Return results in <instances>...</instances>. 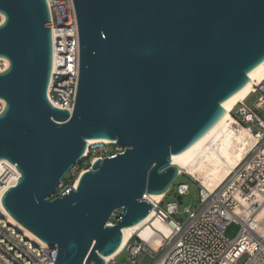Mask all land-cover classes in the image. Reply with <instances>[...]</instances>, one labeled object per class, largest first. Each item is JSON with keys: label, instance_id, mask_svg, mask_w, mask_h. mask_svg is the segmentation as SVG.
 <instances>
[{"label": "water", "instance_id": "1", "mask_svg": "<svg viewBox=\"0 0 264 264\" xmlns=\"http://www.w3.org/2000/svg\"><path fill=\"white\" fill-rule=\"evenodd\" d=\"M80 70L74 111L48 96L53 33L47 0H0V161L21 173L6 211L55 264H106L123 230L179 176L172 156L225 115L264 62V0H74ZM90 139L124 152L98 158L53 197ZM182 203V196H178ZM118 212V213H117ZM116 222H111L112 216Z\"/></svg>", "mask_w": 264, "mask_h": 264}, {"label": "built area", "instance_id": "2", "mask_svg": "<svg viewBox=\"0 0 264 264\" xmlns=\"http://www.w3.org/2000/svg\"><path fill=\"white\" fill-rule=\"evenodd\" d=\"M47 1L53 33V67L48 96L54 106L72 113L80 70V38L75 4L74 0ZM4 20L5 16L0 13V25ZM256 93L258 96L253 109L246 101ZM4 107L5 101L0 99V113ZM232 114L239 124L254 134L255 144L214 191L210 192L201 185V207L197 210L185 207L188 215L185 223L171 217L178 211L177 202H169L166 210L161 209L160 204L169 191L163 194L160 201L152 202L156 212L154 218L164 221L170 233L166 235L155 228L152 220L147 223L158 232L157 236L162 237L163 242L155 248L156 236L143 239L136 233L122 251L127 252L130 264H139L145 254L153 258L152 264H264V235L259 233L254 222L264 203V79L255 84L251 94L237 104ZM110 146L114 147L113 150H110ZM125 149L115 141L102 146L90 145L84 158L101 150L104 155L99 158H105ZM180 174L185 173L180 171ZM20 176L14 164L6 159L0 161L1 203L3 193L12 182L16 184ZM177 192L183 198L189 193V185L179 184ZM258 193L261 200L257 197ZM114 216L111 222H116ZM232 222L239 223L241 228L239 234L230 239L226 230ZM133 238L136 240L132 241ZM121 253L106 261V264H117V257ZM57 254V245L50 246L29 236L23 226L12 222L0 208V264H55Z\"/></svg>", "mask_w": 264, "mask_h": 264}, {"label": "bare ground", "instance_id": "3", "mask_svg": "<svg viewBox=\"0 0 264 264\" xmlns=\"http://www.w3.org/2000/svg\"><path fill=\"white\" fill-rule=\"evenodd\" d=\"M0 63V71L5 70L9 66V60L4 57H0ZM249 76L250 80L247 85L224 102L226 113L222 119L188 149L172 156L173 164L178 166L180 171L192 176L210 192L214 191L224 181L228 173L243 160L249 149L256 142L254 134L247 131L232 115V111L237 104L246 100L248 95L251 94L255 84H258L264 79V62L256 67ZM112 142L114 141L108 139H90L88 141L86 154L90 145L102 146ZM98 158L99 157L93 159V162ZM78 180L79 177L74 181V185L78 183ZM11 184H13V182ZM163 196V194H151L147 195V199L151 202H156L160 201ZM257 197L261 200V195L259 193ZM0 208L7 213L12 222L19 224L6 211L1 202ZM155 214V210L152 209L150 214L143 221L124 228L123 242L120 249L114 254L106 256L105 260L109 261L121 253L136 233L143 239L149 236H156L155 248L161 245L163 238L157 236L158 232L147 223L152 220L153 226L163 231L166 235H169L170 229L160 218H154ZM254 222L257 224L259 233L264 235V203L254 217ZM24 229L29 236L40 239L26 228Z\"/></svg>", "mask_w": 264, "mask_h": 264}, {"label": "rangeland", "instance_id": "4", "mask_svg": "<svg viewBox=\"0 0 264 264\" xmlns=\"http://www.w3.org/2000/svg\"><path fill=\"white\" fill-rule=\"evenodd\" d=\"M257 96H258V93L253 94L246 101V103L253 109H255L254 102L256 101ZM257 112L262 114V111H260V110H257ZM113 148H114L113 146H110V150H113ZM103 152L104 151L101 150V151L89 154L86 158L82 159L76 165V167L65 177V179L61 183V186L54 193L53 197L58 196L60 194V192L69 184H74V181L81 175V173L84 172L86 169L91 167V162H93V159L104 155ZM181 183H185V184L189 185V193L183 195L182 203H179V201H178L179 194L177 192V186ZM200 187H201V184L197 180H195L194 178L189 177L188 174L187 175L180 174L178 176V178L176 179V181L174 182L171 189L169 190V192L167 193L166 197L164 198V200L160 204L161 209L166 210L167 204L169 202H177L178 203V211L176 214L171 215V217L173 219H175L176 221H180L182 223H185L187 221L188 215L185 212L184 208L189 206L192 210H197L201 207V203L199 200V189H200ZM240 228H241V226L239 223L232 222L226 230L227 237H229L230 239L235 238L239 234ZM135 240L136 239L133 238L132 241H135ZM152 263H153V258H151L148 254H145L142 256L139 264H152ZM117 264H130V262L127 259V252L126 251L122 252L117 257Z\"/></svg>", "mask_w": 264, "mask_h": 264}]
</instances>
